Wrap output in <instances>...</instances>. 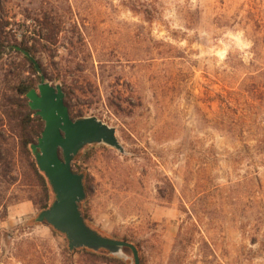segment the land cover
Here are the masks:
<instances>
[{
	"label": "rangeland",
	"instance_id": "obj_1",
	"mask_svg": "<svg viewBox=\"0 0 264 264\" xmlns=\"http://www.w3.org/2000/svg\"><path fill=\"white\" fill-rule=\"evenodd\" d=\"M247 75L250 117L227 127L222 100ZM40 76L126 152L72 160L92 230L137 245L141 264H169L178 240L173 264H264V0H0V264H95L36 222L52 198L21 147L15 87Z\"/></svg>",
	"mask_w": 264,
	"mask_h": 264
},
{
	"label": "water",
	"instance_id": "obj_2",
	"mask_svg": "<svg viewBox=\"0 0 264 264\" xmlns=\"http://www.w3.org/2000/svg\"><path fill=\"white\" fill-rule=\"evenodd\" d=\"M27 99L29 108L44 123L31 151L54 194L52 205L38 214L36 222H45L64 235L69 251L81 248L94 252L105 250L122 259L126 257L124 250L129 249L133 264H140L133 244L101 236L85 224L79 209L85 198L83 176L71 167L73 158L88 145H105L124 155L126 152L118 141L115 128L96 117L72 119L64 104L62 87L48 84L43 76H40L37 90H31Z\"/></svg>",
	"mask_w": 264,
	"mask_h": 264
},
{
	"label": "trees",
	"instance_id": "obj_3",
	"mask_svg": "<svg viewBox=\"0 0 264 264\" xmlns=\"http://www.w3.org/2000/svg\"><path fill=\"white\" fill-rule=\"evenodd\" d=\"M47 41V39H46ZM14 53H16L18 56H21L31 67V70L33 72L34 75H37L38 73H40V64L37 63L34 59V56L31 52V48H29L26 43L24 42H20L19 44L14 45L12 48ZM37 67V68H36ZM40 81V77L38 78ZM253 77L252 75H247V77L245 78V80L240 84L239 86V92H233L231 91V93H228L227 97H224V99L222 100V103L225 104L226 109L230 110V112L232 113V116H229L228 113H224V118H226V125L227 127H231L232 125L234 126H239V125H244L242 120H248L249 119V112H247V110L243 111V109L241 108V106L239 105V102H241L242 100V96L245 93H250L248 86L251 85L250 83L252 82ZM16 90V95L22 98V101L25 102V104H18V107L20 108V111L23 112L21 114L22 116V120H23V129H28L29 131V135L25 138L21 139V147L22 149H24L25 151H27L31 157H32V170L34 171V173L37 175V177L39 178L41 185L43 186V189L46 193V195L48 197L52 198V201L50 202V204L45 205L44 207H42V209L40 210V212L42 210H45L47 208H49L53 201H54V194L52 192V189L50 187L49 182L47 181V179L45 178L44 174L42 172L39 171L36 161H35V157L34 154L31 151V145L35 144V142L38 140V138L40 137L43 128H44V124L43 121L40 119V117L35 115V112L32 111L29 106H28V99H27V94L31 91V90H35L32 87L31 83H27L26 81H20L18 82L17 86L15 87ZM65 98L66 96L64 95V104H65ZM232 106V108L230 107ZM237 113L240 114L239 117H236ZM22 124V122H21ZM80 153V152H79ZM79 153L73 158V162L76 160V158L79 156ZM75 172V171H74ZM78 174H81L80 172H77ZM83 186H84V192L86 193V186H85V177H83ZM81 204H79V209L81 212V215L84 219L85 224L91 228V226L87 223V220L85 218V215L82 212L81 209ZM42 225H46L48 226L45 222L42 223ZM53 232H56L55 230H53L50 226H48ZM92 229V228H91ZM94 230V229H93ZM95 231V230H94ZM97 232V231H96ZM99 235L104 236L102 234H100L99 232H97ZM59 234V233H58ZM61 235V234H60ZM64 238L65 236L62 235ZM181 236V232L178 235V238H180ZM106 237V236H104ZM110 238V237H108ZM114 239V238H113ZM123 241L129 242L126 239H122ZM177 241V239H176ZM131 243V242H130ZM133 244V243H132ZM137 251H138V256H139V263L141 264V252L140 249L137 245L133 244ZM179 245H181L178 242H176V245H174V252L171 254V258H170V262L169 264H173L174 260H175V256H176V252L175 249L177 247H179ZM129 250V249H126ZM69 251V250H68ZM130 251V250H129ZM183 253L186 252V247L185 248H181V250ZM78 252H84L85 254L95 258V260L93 261V263L95 264H129L127 261H123L120 259H117L113 256H111L107 251L105 250H99L97 252H94L92 250L86 249V248H81V249H75L73 251H69V254H75ZM196 263H199V260L194 261ZM193 262V263H194Z\"/></svg>",
	"mask_w": 264,
	"mask_h": 264
}]
</instances>
